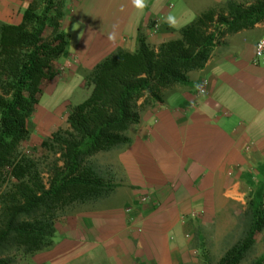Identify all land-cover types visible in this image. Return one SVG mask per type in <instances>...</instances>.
<instances>
[{"label":"crops","instance_id":"1","mask_svg":"<svg viewBox=\"0 0 264 264\" xmlns=\"http://www.w3.org/2000/svg\"><path fill=\"white\" fill-rule=\"evenodd\" d=\"M226 1L76 0L66 27L69 55L44 89L25 150L39 151L43 139L66 127L73 101L91 90L85 73L119 48L134 52L140 30L157 48ZM231 1L249 7L259 0ZM26 7L27 0H0V25L18 24ZM262 39L264 20L226 35L189 85L172 90L182 106L145 113L131 146L106 161L120 167L118 189H127L133 209L101 203L59 219V241L33 264H97L98 257L107 264H200L198 234L207 248L218 242L225 250L251 184L264 183V62H255Z\"/></svg>","mask_w":264,"mask_h":264},{"label":"trees","instance_id":"2","mask_svg":"<svg viewBox=\"0 0 264 264\" xmlns=\"http://www.w3.org/2000/svg\"><path fill=\"white\" fill-rule=\"evenodd\" d=\"M75 2L27 0L18 24L0 25V264H33L54 248L59 219L109 199L123 183L121 171L99 155L128 149L143 115L188 86L226 35L264 20V0L249 7L228 0L157 48L140 30L134 52L119 48L85 73L88 98L68 109L65 128L27 153L29 123L69 55L66 27ZM251 189L217 262L198 234L200 264H264V250L254 255L264 235V183Z\"/></svg>","mask_w":264,"mask_h":264},{"label":"rangeland","instance_id":"3","mask_svg":"<svg viewBox=\"0 0 264 264\" xmlns=\"http://www.w3.org/2000/svg\"><path fill=\"white\" fill-rule=\"evenodd\" d=\"M73 32L75 33V28H72L71 34H73ZM90 92H91V90L89 91V95H90ZM76 100H78V99H76ZM83 101H84V99L82 101H79V102L74 100L73 105L77 106L78 104L82 103ZM182 103H183V100L180 97L178 92H174V91L168 92V94L166 96L165 104L170 109L180 108L182 106ZM110 156H112V153L101 154V155H99L98 160L100 161V163H104V162L108 161ZM102 205H103V207H106V208H122L125 205L127 206L128 209L134 208V204L132 203V201H130V199L128 197V191H127V189H124V188L118 189L109 199L102 202ZM219 232L221 234L224 233V231H219ZM214 236H215L214 239L216 240L217 236L216 235H214ZM258 240H261V241L259 242L258 246L256 247L254 255H260L264 250V244H263L264 235L259 236ZM57 241H59V240H58V238L55 237V244ZM217 243L218 242H216L214 244L211 242V244L208 246L211 257L214 259V262H217V260L222 256L223 251H224V245L222 246V245H219ZM95 263L107 264V260L98 257V260H96Z\"/></svg>","mask_w":264,"mask_h":264},{"label":"built area","instance_id":"4","mask_svg":"<svg viewBox=\"0 0 264 264\" xmlns=\"http://www.w3.org/2000/svg\"><path fill=\"white\" fill-rule=\"evenodd\" d=\"M262 61L264 62V39L260 40L255 47V62H259ZM201 95H205L206 94V89L202 88L200 91ZM28 153V152H27ZM148 201V197H143L141 199L142 203H145ZM128 212H130V210H128Z\"/></svg>","mask_w":264,"mask_h":264},{"label":"clouds","instance_id":"5","mask_svg":"<svg viewBox=\"0 0 264 264\" xmlns=\"http://www.w3.org/2000/svg\"><path fill=\"white\" fill-rule=\"evenodd\" d=\"M135 2L137 3V5H140L141 4V0H135ZM109 39H112V37L109 36Z\"/></svg>","mask_w":264,"mask_h":264}]
</instances>
